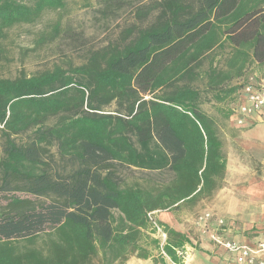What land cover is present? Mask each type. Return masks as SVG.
I'll return each mask as SVG.
<instances>
[{"label": "trees", "instance_id": "16d2710c", "mask_svg": "<svg viewBox=\"0 0 264 264\" xmlns=\"http://www.w3.org/2000/svg\"><path fill=\"white\" fill-rule=\"evenodd\" d=\"M65 4L0 0V39ZM131 14L79 65L0 78V264L147 259L160 247L149 214L221 188L227 160L204 105L264 79V0H149ZM160 225L180 262L187 238Z\"/></svg>", "mask_w": 264, "mask_h": 264}, {"label": "rangeland", "instance_id": "374dc122", "mask_svg": "<svg viewBox=\"0 0 264 264\" xmlns=\"http://www.w3.org/2000/svg\"><path fill=\"white\" fill-rule=\"evenodd\" d=\"M147 1L66 0L63 10L46 12L35 24L19 25L7 30L5 37L0 39V78L30 76L56 65L68 67L71 63L81 64L90 49L104 46L116 37L122 26L132 21L131 11L137 3ZM56 27L59 28L58 34L55 33ZM252 75L264 84L261 74L255 72ZM234 107L232 103L204 105L205 111L217 123L227 159V171L221 188L214 192L213 197L199 202L197 213L201 211L197 216L200 218L207 213L211 214V225L224 220L226 230L227 224L233 219L237 224L247 223L248 230L243 233L247 235L248 231L255 232L256 222L253 223V219L242 214L248 205L246 200H230V195L234 196L231 192L241 191V188L251 185L258 188L256 186L264 181V163L261 162L264 157L254 150L244 148L235 140L234 135L241 131L232 129L227 118L229 113L231 117ZM21 138L23 141L27 139L25 136ZM1 139L0 132V146ZM51 152L56 153L55 150ZM165 178L170 179V174ZM3 199L5 196L0 193V200Z\"/></svg>", "mask_w": 264, "mask_h": 264}, {"label": "crops", "instance_id": "0c3cea01", "mask_svg": "<svg viewBox=\"0 0 264 264\" xmlns=\"http://www.w3.org/2000/svg\"><path fill=\"white\" fill-rule=\"evenodd\" d=\"M236 120L237 116L229 118L230 127L241 131L238 132V135H234L235 140L244 148L254 150L264 157V113L246 118L243 126H237ZM261 162L264 163V158H261ZM256 187L258 188L253 187V185L244 187L241 188L242 192L239 190L238 192H231L234 196L230 195V200L235 199L238 201L243 198L246 200L248 205L244 207L242 214L253 219V223L256 222L255 232L248 231L247 235H244L243 233L248 230L247 223L239 222L237 224L236 220L233 219L230 224H227L228 229L224 234L228 240L248 244L264 240V181H261L260 185ZM204 199L196 203H184L173 211L154 212L153 218L158 223L187 238L188 243L182 249H176L177 257L180 258L183 264H234L232 256L217 248L212 242V236L217 227L216 224H207L204 216L200 218L197 216L201 211L197 213L199 202ZM145 234L158 240V236L151 233V231H145ZM148 250L150 253L147 259L133 256L126 264H159L158 249L150 247ZM178 251H183L184 257H179Z\"/></svg>", "mask_w": 264, "mask_h": 264}, {"label": "built area", "instance_id": "2783aa9c", "mask_svg": "<svg viewBox=\"0 0 264 264\" xmlns=\"http://www.w3.org/2000/svg\"><path fill=\"white\" fill-rule=\"evenodd\" d=\"M232 108V116H237L236 125L243 126L245 119L254 115L264 113V84L260 82H251L246 84L241 92L239 98ZM153 214H149V219L152 224V229L159 240V264H183L175 262L164 250L167 242V235L164 228L153 218ZM205 223L210 224L212 221L211 214H205ZM217 227L212 236V242L215 246L227 254L232 256L234 264H264V240H260L253 244L241 243L234 240H228L224 234L226 232V224L224 220H218ZM179 257H184L183 251H178ZM232 264V263H229Z\"/></svg>", "mask_w": 264, "mask_h": 264}]
</instances>
